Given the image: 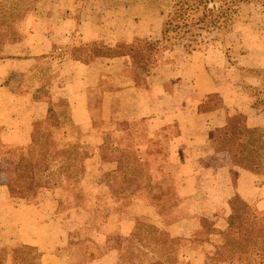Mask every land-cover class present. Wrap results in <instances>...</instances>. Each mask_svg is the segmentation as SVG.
<instances>
[{"label": "crops", "instance_id": "1", "mask_svg": "<svg viewBox=\"0 0 264 264\" xmlns=\"http://www.w3.org/2000/svg\"><path fill=\"white\" fill-rule=\"evenodd\" d=\"M59 9L52 16L33 17L21 39L0 43L2 141L25 144L32 123L44 118L54 96L67 100L70 119L82 132L90 131L88 90L97 87L102 78L115 77L120 84L102 95L101 117L109 116L108 108L115 99L120 105V115L127 119L145 117L150 130L176 126L177 133L168 140L167 149L175 165L174 176L180 180L176 196L187 202L186 213L167 225L160 224L154 211L139 201L133 202L132 210L147 213L170 237L182 240L188 249L189 264H234L220 260L216 240L230 231V199L237 196L257 210H264V182L254 183L250 172L229 161L218 135L232 113H241L248 128L259 125L257 110L252 106L254 94L238 84L239 75L234 79V72L237 64L264 65V33L254 19L244 21L240 38L246 54L242 63L226 65L217 46L190 53L174 46L169 61L149 71L140 67L135 71L127 54L82 62L66 52L76 38L81 42L101 41L112 48L159 40L161 20L150 25L152 17L138 14L134 7L125 6L122 8L125 11L101 10L98 1H94L87 16L76 17L74 6L62 2ZM58 53L59 60L53 58ZM46 67L50 80L44 85ZM128 69L140 75L142 90L134 88L130 80L117 77V73ZM41 70H45L44 74ZM42 84L43 92L33 98L32 93ZM210 96H215L216 102H210ZM92 139L87 135L83 142L90 143ZM3 162L6 163L0 156V164ZM94 164L93 170L84 171L81 181L84 188L99 181L102 171L108 168L107 164ZM86 174H90L89 181L84 178ZM6 179L0 180V247L33 248L41 264L72 263L65 248L67 234L77 233L87 219L79 223L67 212H56L52 199L28 203L10 197L2 183ZM63 213L66 216H58ZM203 221L209 223V232ZM109 223L110 220L102 226L105 233L128 235L133 226L126 219L117 221L112 228ZM118 255V249L110 246L98 258L77 264H116Z\"/></svg>", "mask_w": 264, "mask_h": 264}, {"label": "trees", "instance_id": "2", "mask_svg": "<svg viewBox=\"0 0 264 264\" xmlns=\"http://www.w3.org/2000/svg\"><path fill=\"white\" fill-rule=\"evenodd\" d=\"M14 1L13 6L6 14L0 13V21L10 24V26L8 24L4 26L1 23L2 27L11 30L13 26V31L10 33V38L13 40L10 42L22 38L33 17L57 14L60 10V2L63 5L74 6L76 17L89 15L94 1L99 2L101 10L114 9L106 7L104 5L105 0H33L30 10L23 12L27 10L25 1H21V3L18 0ZM162 1L165 0H125V3L130 5L133 2L147 10H161ZM238 2H256L264 5V0H170V4L167 5L169 9L162 21L159 40H146L142 45H117L112 48L101 41L81 42L76 38L75 43L66 54L72 59L82 62H88L99 56L112 57L127 54L134 66L146 68L149 71L154 66L169 61L170 51L174 46L180 47L184 53L198 51L203 42V32L219 23H229L234 14L233 6ZM13 11H22L23 14L19 19L9 18ZM71 34L73 35V33ZM1 36H4V32L0 28ZM0 43L6 42L0 40ZM60 57V53L53 56L57 60ZM45 70L48 74L44 77V85L48 84L50 80L49 67H46ZM44 71L41 70V73L44 74ZM117 77L130 80L132 86L138 90L143 88L141 77L132 69L117 73ZM118 83L120 84V81L116 80L115 77H106L100 80L97 87L88 90L86 101L91 121L88 132H82L71 121L67 100L61 96H54L49 101L44 118L32 123L29 139L25 144L10 145L3 142L0 137V156L9 166V176L2 183L10 197L22 198L28 203L52 199L55 203V211L58 212L61 198L67 196L69 202L78 207L81 205L87 211L90 220L87 219L86 225L80 233L81 237L73 239L65 247L70 254V259L73 260L70 264H77L75 261L77 259L88 261L98 258L110 246L118 249L119 255L116 264L182 263L187 260L188 249H184L185 246L183 245V247L180 243L179 246L176 243L174 244L175 247H170L173 242L172 239H176V237H170L147 213L133 211L132 204L139 201L144 206L150 207L160 220V224L167 225L186 213L187 202L180 201L176 192L173 193V191L172 195L169 191L164 190L163 194H157L153 197L152 191L145 188L118 192L109 189L108 184L117 177L119 166H116L118 161L115 159L106 161L102 158L99 152L104 143L102 133L109 130L107 125L116 118L128 123L147 120L145 117L127 119L120 115V105L115 99H112L108 108L110 110L109 116L105 119L101 117L102 95L106 91L118 88ZM107 85H110L109 88L106 87ZM42 88L43 84L32 93V97L41 94ZM261 94L264 95V91ZM255 96L258 99H254L253 103L264 106V99H259L257 90H255ZM62 105L63 111L61 110ZM242 119L243 117L239 113L228 115L225 125L219 131L218 139L225 145L226 153L233 165L239 166L254 175L257 173L264 174V126L248 128ZM96 121L98 126H95ZM147 126L148 131L154 135H158L159 132L167 129L168 138L163 149L169 157L167 142L177 133V129L176 131L171 130L175 126L150 130L148 120ZM234 128L239 131L236 133L237 137L234 141H230ZM1 129L0 127V132ZM54 133L58 135L56 142L52 139ZM87 135L93 138L90 143L83 142ZM86 149H91V151L87 152ZM169 161L172 162L170 157ZM95 162L100 164L113 163L112 169L103 170L105 174L110 172L109 175L111 176L108 178V183L99 179L90 187L84 188L81 182L84 171L93 170L96 165ZM127 162V165L130 166L133 163L131 160ZM170 178L176 179L174 172ZM234 198L238 197L234 196L230 201ZM238 199L242 204L241 207L230 204L229 233L220 235L216 239L217 246L221 251L220 258L230 259L235 256L236 261H244L246 264H264V213L260 217L262 219V226L258 228L260 234H253L252 231H248L246 235L244 232L239 234L240 212H243L244 207L248 208L249 204L244 203L240 198ZM159 201L163 203L162 206L167 205L164 210L158 206ZM93 216L99 217L96 226L91 225ZM254 218L255 215L251 212V219ZM112 219H116V222L122 219L132 221L131 232L128 235H122L118 232L105 233L102 226ZM204 228L207 229L206 232L210 231L208 222ZM239 235L241 236L239 237ZM71 244L78 247L76 251L79 253L76 252L77 255L72 252V246L69 247ZM24 249L35 250L25 246L9 248L1 246L0 264H41L36 260L37 253L32 259L28 257L26 252H23ZM227 262L233 263L230 260ZM185 264H189L188 260Z\"/></svg>", "mask_w": 264, "mask_h": 264}, {"label": "rangeland", "instance_id": "3", "mask_svg": "<svg viewBox=\"0 0 264 264\" xmlns=\"http://www.w3.org/2000/svg\"><path fill=\"white\" fill-rule=\"evenodd\" d=\"M21 1H25V5L27 4L26 9L23 12H28L33 5V0H18L19 3ZM14 0H0V13L6 14L11 6H13ZM170 4V0L162 1V7L160 9H143L142 6L136 5L132 2V4H126L125 0H105V6L108 8H124L125 6H131L135 8V11L138 14H148L152 19L150 20V25H154L156 21H160V30L162 21L165 18L166 12L168 11L169 7L167 5ZM126 9H122L121 11H125ZM234 14L233 18L229 23H219L218 25L209 28L202 34V44L198 51L207 50L209 47L217 46L219 47L223 54H224V62L226 65H231L234 63H242L244 62V54H246V49L242 44V39L240 38V31L241 26L244 24V21L249 19H254L260 30L264 33V5H260V3L256 2H238L233 6ZM22 11L17 12L13 11L9 16V18H20L22 16ZM251 17V18H250ZM7 21V20H6ZM1 23L7 25V22L0 21V28L4 32V36L0 37V40H4V42H10L13 39L10 38V33L13 31V26L11 30H7L2 27ZM10 26V24H8ZM239 33V34H238ZM140 42L142 41V38ZM16 40V39H14ZM139 43V41H137ZM134 44V45H142V44ZM253 61V60H252ZM252 65V64H251ZM135 71H137V67L135 66ZM142 68V67H140ZM143 71H147L146 68H142ZM151 70V69H150ZM234 72V79H238V84H241L247 88H249L253 94V100L258 99L255 96V90L258 92L259 99H264V95L261 94L264 91V65L261 67H252L250 64L239 67L237 64V68ZM140 77V75H138ZM110 85L106 87L109 88ZM257 95V94H256ZM212 99V100H211ZM252 100V103H253ZM210 102H216L215 96H210ZM61 102H58V104ZM253 107L257 110L259 125L256 127L264 126V106L263 105H256L253 103ZM64 107L61 106V110L63 111ZM238 113V112H237ZM241 114V113H239ZM242 115V114H241ZM95 117V116H94ZM243 117V115H242ZM244 119V117H243ZM242 119V120H243ZM146 120V119H145ZM139 120L134 121L132 123L124 122L118 118L113 119L110 121L111 123L107 125L109 130L103 132V140L104 143L100 147V154L102 158L106 161H113L114 159L118 161L116 166H119L118 175L113 179V181L108 184L109 189L112 191H131L135 189H150L152 191L153 197L157 194H163L164 190L169 191L172 195L176 192L177 187L180 184V180L172 179L174 166L172 162L169 161L168 155L164 151V144L167 140L168 132L167 129L158 133V135H154L152 132L148 131L147 129V120ZM108 124V123H106ZM95 126H98L97 121L95 122ZM113 129L117 130L114 131ZM177 127H172L171 130L176 131ZM101 130V129H100ZM99 130V131H100ZM170 130V129H169ZM170 130V132H171ZM239 131V130H238ZM237 128L233 129V135L230 137V141H234L235 137H237L236 133L238 132ZM60 133V131H59ZM55 134V133H54ZM153 135V136H152ZM57 136H53V140L57 141ZM241 137V136H240ZM242 138V137H241ZM49 139V138H48ZM219 140V139H218ZM223 149L226 151L225 145L220 142ZM87 152L91 151V149H86ZM218 154V152H217ZM242 155V154H241ZM228 156V154H227ZM229 158V157H228ZM133 161L132 165H127V161ZM230 161V159H229ZM216 161H213V164ZM130 164V163H129ZM114 166L113 163L107 164V170L112 169ZM130 166V168H129ZM129 168V169H127ZM9 166L4 162L0 164V180H5L8 176ZM110 172L107 174L104 171L101 174L100 180L103 182L108 183V178ZM253 182L254 183H262L264 180L263 173L252 174ZM85 180H90V174L85 175ZM161 198V197H160ZM69 197L63 196L61 198L60 205L57 209L58 213L67 212V215L73 217L79 222L86 221L90 215L87 213L81 205L75 206L73 203L68 201ZM175 201V200H172ZM158 202V206L164 210L166 206H162L163 203ZM176 204V202H174ZM232 206H242L240 200L238 198H234L230 201ZM68 208V209H67ZM243 212H240L239 218V234L248 231H252L253 234H260L261 232L258 230L260 226H262V219L260 218L264 210H257L252 204L248 205V208L244 207L242 209ZM251 212L255 215L254 219H251ZM59 217L66 216L64 213L59 214ZM92 217V216H91ZM172 217V216H171ZM176 218V216H175ZM90 218L88 219V221ZM91 225L96 226V223L99 221L98 216H93L91 218ZM116 219L110 220L111 228L115 226ZM204 225H207L206 221H203ZM84 228V227H83ZM83 228H80L77 233H70L67 234L68 243L75 238L81 237V231ZM241 235H239L240 237ZM173 242L171 243L170 247H175L174 244L179 243L183 246L184 242L182 240L176 238L172 239ZM72 246V247H71ZM69 247L73 248V253H79L76 251L78 247L73 246L72 244ZM184 247V246H183ZM187 247L185 246L184 249ZM23 252L28 254L29 258L34 259L36 256V251L32 249H24ZM77 255V254H76ZM224 259V260H223ZM220 260L233 262L235 264H246L244 261H236V257L229 258H220ZM33 261V260H32ZM79 262L80 260H75ZM187 260L179 264H185Z\"/></svg>", "mask_w": 264, "mask_h": 264}]
</instances>
